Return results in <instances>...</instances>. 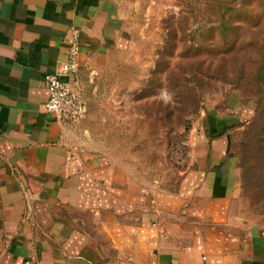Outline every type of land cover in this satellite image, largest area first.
Here are the masks:
<instances>
[{
    "label": "crops",
    "instance_id": "1",
    "mask_svg": "<svg viewBox=\"0 0 264 264\" xmlns=\"http://www.w3.org/2000/svg\"><path fill=\"white\" fill-rule=\"evenodd\" d=\"M128 6L0 0V264H264V221L237 206L227 118L201 113L176 190L148 194L92 142L87 118L70 126L45 111L43 79L67 57L68 27L86 84L129 44Z\"/></svg>",
    "mask_w": 264,
    "mask_h": 264
},
{
    "label": "rangeland",
    "instance_id": "2",
    "mask_svg": "<svg viewBox=\"0 0 264 264\" xmlns=\"http://www.w3.org/2000/svg\"><path fill=\"white\" fill-rule=\"evenodd\" d=\"M128 10L129 44L81 82L92 142L148 194L175 191L201 113L225 117L240 170L237 206L263 222L264 129L250 147L245 131L264 103L250 75L264 63V0H129Z\"/></svg>",
    "mask_w": 264,
    "mask_h": 264
},
{
    "label": "built area",
    "instance_id": "3",
    "mask_svg": "<svg viewBox=\"0 0 264 264\" xmlns=\"http://www.w3.org/2000/svg\"><path fill=\"white\" fill-rule=\"evenodd\" d=\"M79 38V29L75 25H70L67 57L59 63L53 73L46 74L43 79L48 93L45 111L54 114L63 124L70 126L78 124L87 112L84 88L76 75L79 69ZM71 76L73 80L67 81ZM23 264L32 263L25 261Z\"/></svg>",
    "mask_w": 264,
    "mask_h": 264
},
{
    "label": "trees",
    "instance_id": "4",
    "mask_svg": "<svg viewBox=\"0 0 264 264\" xmlns=\"http://www.w3.org/2000/svg\"><path fill=\"white\" fill-rule=\"evenodd\" d=\"M255 65H256V67H254V69L250 71V75L252 76V78L257 83V87L260 90H262L264 88V63L263 62L261 64L255 63ZM261 82L263 84H261ZM262 122H264V103H262V107H261L260 111L258 113H256V117L248 125V127L245 131V135H246V137H248V143H246V144L244 143L246 145V147L247 146L248 147L255 146V145H252V142L257 141V137L260 135V133L264 129V124L262 125ZM261 150H264V147H261ZM258 159H259L260 165L263 166L264 165L263 157L260 156ZM258 176L263 177L264 173L259 172Z\"/></svg>",
    "mask_w": 264,
    "mask_h": 264
}]
</instances>
